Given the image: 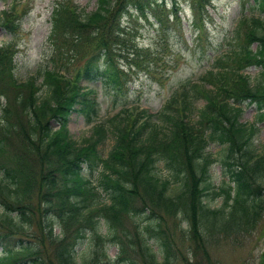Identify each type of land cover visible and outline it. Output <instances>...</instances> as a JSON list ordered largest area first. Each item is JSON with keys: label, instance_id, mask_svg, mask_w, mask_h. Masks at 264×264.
I'll return each mask as SVG.
<instances>
[{"label": "trees", "instance_id": "trees-1", "mask_svg": "<svg viewBox=\"0 0 264 264\" xmlns=\"http://www.w3.org/2000/svg\"><path fill=\"white\" fill-rule=\"evenodd\" d=\"M247 1L254 12L264 11V0H242ZM192 2V26L195 38L201 40L207 32V13L203 14L209 0ZM159 7L156 0H98L94 10L86 11L71 0H58L47 37L48 62L26 80L15 74L17 49L11 43L0 44V78L7 77L17 95L15 101L7 97L6 103H0V202L6 207L0 213V223L22 231L32 226L33 211L40 214L45 210L39 222L56 245L58 264H79L77 245L91 230L99 247L108 236L118 241L114 229L123 214L138 215L140 231L149 232L158 246L154 250L143 235L151 263L166 264L171 262V253L156 218L157 210L189 218L195 233H228L252 226L263 207L264 149L257 151L254 135L258 126L240 120L239 105L246 100L255 102V122L264 119V17L256 13L240 18L235 30L238 48L218 57L215 71L209 69L202 75L212 87L194 82L188 89L175 91L155 115L158 122L153 120L154 113L144 108H123L108 122L94 124L85 141L72 136L69 122L73 112L91 123L100 111L96 89L84 86L82 79L102 76L115 95L128 82V73L117 64L118 56L138 67H149L151 53L127 37L123 16L151 9L161 27L169 14L175 20L180 18L177 3L165 13L164 21L157 14L163 12ZM3 11L0 22L18 30L22 14L16 11L14 15L15 5ZM142 53L150 55L145 64L138 61ZM76 60L80 64H75ZM250 65L260 67L255 81L244 72ZM195 94L203 97L205 104L198 109L197 119L191 120L187 112L193 111L190 99ZM14 106L23 113L19 119L11 111ZM54 117L60 119L58 127L52 125ZM19 128L24 151L9 155V136ZM109 133L114 144L104 156L99 144ZM213 141L224 145L220 161L229 177L218 189L212 188L208 172L213 158L207 147ZM159 162L168 175H162ZM35 164L39 169L34 170ZM221 194L223 204L211 206L209 199ZM136 198H141L140 209L134 205ZM14 209L18 214H11ZM100 218L105 219L110 234L101 233ZM58 223L66 229L60 235L53 232ZM10 237L0 236V264H26L28 259L30 264H44L38 242L13 245ZM157 254L162 258L160 263ZM122 258L124 264H138L132 258Z\"/></svg>", "mask_w": 264, "mask_h": 264}, {"label": "rangeland", "instance_id": "rangeland-1", "mask_svg": "<svg viewBox=\"0 0 264 264\" xmlns=\"http://www.w3.org/2000/svg\"><path fill=\"white\" fill-rule=\"evenodd\" d=\"M57 1L0 0V17L4 12L3 9H11L13 4L15 5L14 15L18 12L22 14L21 27L16 31L0 22V44L11 43L17 49L14 55V70L20 80H26L31 75L38 74L39 69L48 62L50 47L47 37L51 27V13ZM73 1H76L86 11L94 10L98 2V0ZM157 1H163L166 8H172L173 0ZM176 1L179 4L180 18L175 20L171 16L162 27L155 19L151 9H148L144 15L134 11L131 16H123V28L127 37H131L144 51L151 53V57L147 54H140L138 61L145 64L150 58L153 60L150 61L149 67L145 68L128 62L123 56H118L117 64L120 65L123 71L128 73V82L124 88L117 90L115 95L112 93L113 90L106 86L102 76L93 80L82 79L84 86L96 89L100 101V111L96 120L91 123L87 122L85 117L78 112L71 114L69 128L72 136L77 141H85V138L92 134L94 124L101 121L108 122L111 117L118 114L125 107L130 106L128 108L137 110L146 108L147 112H152L154 113L152 115L155 116L163 109L175 91H181L183 87L188 89L194 82L203 87H212L210 83L202 78V75L209 69L215 71L218 66L215 60L216 57L229 53L233 48H238L235 30L239 19L245 15L250 16L255 13L264 17V11L257 13L252 10L250 7L251 1L210 0L209 4L205 6L207 13L206 22H204L207 30L206 36L198 41L195 38L196 33H194L192 26V0ZM165 13L166 11L157 14L165 18ZM242 31L244 29L240 32V38L243 36ZM251 46L255 48L256 42H253ZM126 48L129 49L128 46ZM76 63L80 64L77 60ZM259 70L260 67L257 65L244 68L252 81L256 80ZM7 80V77L0 78V91L2 92L0 103L1 101L6 103L7 97L12 98L13 101L17 98L16 91L7 84ZM190 91L192 92V90ZM177 96L180 97L179 94ZM190 104L193 111L187 112V114L189 113L191 120L197 119V111L203 107L205 100L200 95L195 94L192 95ZM14 105L16 106L15 103ZM239 105L242 107L240 120L253 122L258 126V130L254 135V142L257 151L260 152L264 149V119L255 122L257 112L255 102L246 100L240 102ZM15 106L11 111L14 114L16 113L15 119H19L20 116H23V113L20 109L17 110ZM153 120L159 121L156 116L153 117ZM51 122L54 127L60 125V119L58 118H52ZM21 133L19 128L18 131H13L10 134L6 146V149L10 150L9 155L24 151ZM113 144L114 137L109 133L99 144L104 156L108 154ZM223 150L224 145L216 141L211 142L207 147L210 157L213 158L208 170L213 189H218L229 181V177L224 173L220 161ZM158 167L161 168L162 175L169 174L163 168L162 162H159ZM37 169H39V166L35 164L34 170ZM96 178L97 174L95 173L94 179ZM261 184L263 190L264 180ZM105 194L103 192V195ZM32 198L34 201L36 200V191ZM209 204L215 207L221 206L223 195L210 198ZM134 205L140 209L141 198H136ZM3 209H6V207L0 202V213ZM45 213V210L40 214L33 211L32 226L22 229V231L10 230L0 223V236L4 234L11 236L9 242L13 245H19L21 241L26 240L32 243L38 242L40 245L39 251L44 257V264H58L54 254L56 245L52 244L49 236H47L48 229H44V226L39 222ZM50 213L49 210L48 214ZM155 213L161 224L162 235L169 242L171 262L166 264H264V204L252 226L228 233L209 230L195 233L191 228L189 218L186 219L180 214H167L162 209L157 210ZM11 214L16 215L18 211L14 209ZM138 221V215L123 214L120 216L119 223L116 225L117 229H114L118 235V241L113 242L108 236L104 238L100 247L97 245L94 231H89L87 236L80 240L78 245L76 244L78 263L84 264V261L88 260L90 261L89 264H124L122 262V257H124L132 258L138 264H154L151 263L148 254L144 250V237L146 242L152 244L154 250H157L158 246L155 240L150 238L149 232L142 234ZM98 223L102 234L108 235L111 233L104 218H100ZM53 232L60 235L66 232V229L58 223ZM73 238L70 236L69 240L72 241ZM97 246L100 249L99 252ZM102 249L106 251V254ZM2 250L3 246L0 245V253ZM159 254L155 256L160 263L162 258ZM27 262L26 264H30L29 259Z\"/></svg>", "mask_w": 264, "mask_h": 264}]
</instances>
